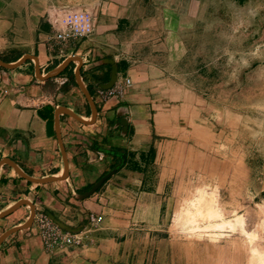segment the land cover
<instances>
[{
    "label": "crops",
    "instance_id": "obj_1",
    "mask_svg": "<svg viewBox=\"0 0 264 264\" xmlns=\"http://www.w3.org/2000/svg\"><path fill=\"white\" fill-rule=\"evenodd\" d=\"M61 6L91 10L94 33L53 39L47 14ZM185 14L177 0H0V59L20 61L0 66V264L198 263L170 227L204 173ZM110 61L131 85L104 102ZM38 212L81 232L82 244L47 250Z\"/></svg>",
    "mask_w": 264,
    "mask_h": 264
},
{
    "label": "rangeland",
    "instance_id": "obj_2",
    "mask_svg": "<svg viewBox=\"0 0 264 264\" xmlns=\"http://www.w3.org/2000/svg\"><path fill=\"white\" fill-rule=\"evenodd\" d=\"M177 5L192 14L184 15L183 38L198 41L183 68L199 74L193 82L199 90V149L204 155V173L181 206L197 185L215 190L226 211L248 214L246 227L261 234L256 242L263 245L264 227L258 223L264 209V0L243 5L237 0H177ZM200 62H206L205 73L198 70ZM174 221L175 216L170 227L177 244L183 242L197 264H251L249 239L239 231H225L227 236L214 244L204 234L188 239ZM221 248L226 252L218 253Z\"/></svg>",
    "mask_w": 264,
    "mask_h": 264
},
{
    "label": "built area",
    "instance_id": "obj_3",
    "mask_svg": "<svg viewBox=\"0 0 264 264\" xmlns=\"http://www.w3.org/2000/svg\"><path fill=\"white\" fill-rule=\"evenodd\" d=\"M47 21L51 27V37L66 46L71 42L91 36L95 31V17L88 8L61 6L52 7L47 14ZM64 48H61L63 52ZM129 78H121L110 88H98L97 95L101 101L110 99L121 100L125 97ZM93 221L99 218L91 217ZM35 224L47 250L64 248L70 245H80L83 237L80 233L65 230L59 226L47 213L38 212L35 216Z\"/></svg>",
    "mask_w": 264,
    "mask_h": 264
},
{
    "label": "bare ground",
    "instance_id": "obj_4",
    "mask_svg": "<svg viewBox=\"0 0 264 264\" xmlns=\"http://www.w3.org/2000/svg\"><path fill=\"white\" fill-rule=\"evenodd\" d=\"M262 213L263 221L258 224L264 227V209ZM247 215L226 211L219 202L217 192L202 185L196 186L185 206L175 213L174 222L176 226L182 227V232L189 238H200L204 234L207 240L215 242L227 236L225 231H239L249 239L250 263L264 264V244L256 242L261 234L258 236L256 230L247 229Z\"/></svg>",
    "mask_w": 264,
    "mask_h": 264
},
{
    "label": "water",
    "instance_id": "obj_5",
    "mask_svg": "<svg viewBox=\"0 0 264 264\" xmlns=\"http://www.w3.org/2000/svg\"><path fill=\"white\" fill-rule=\"evenodd\" d=\"M110 63L112 64V69H111V76L108 82L100 85L101 88H110L111 86H113V84L119 79V70H118V66L116 63L110 61ZM20 64V61L17 63H6L3 60L0 59V66H4L6 68H15ZM56 73H58L57 71H54L52 73H50V75H48V77H52L54 76ZM47 77V78H48ZM124 160V158H123ZM122 163L116 165L114 168H112L111 170H109L106 174H104L87 192L83 193L80 196V199H84L89 197L90 195H92L93 193H95L99 187L108 179L110 178L112 175H114L118 169L121 167ZM63 178V177H60ZM60 178H52L50 179L51 181L60 179ZM11 210L6 211L5 213H3L2 215H6L10 212ZM59 226H61L62 228H64L65 230L71 231L70 228H68L64 223H62L60 220L56 219L54 216H50ZM6 237V235H4L3 237L0 238V244L2 243L3 239Z\"/></svg>",
    "mask_w": 264,
    "mask_h": 264
},
{
    "label": "trees",
    "instance_id": "obj_6",
    "mask_svg": "<svg viewBox=\"0 0 264 264\" xmlns=\"http://www.w3.org/2000/svg\"><path fill=\"white\" fill-rule=\"evenodd\" d=\"M238 3L240 5H243L247 0H237ZM196 30H200V28L198 27H195ZM201 31V30H200ZM196 42L197 41V38L195 40ZM196 42H193L190 38H188L187 36L184 37V43L186 44L187 48H188V52L186 53L185 57H184V60H183V65L185 63H187L191 57H192V53H193V49L196 47ZM199 60H201V58H199ZM198 70L201 72V73H205L206 70H207V66H206V62H200L198 64Z\"/></svg>",
    "mask_w": 264,
    "mask_h": 264
}]
</instances>
